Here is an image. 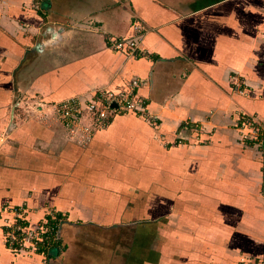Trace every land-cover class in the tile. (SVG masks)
Returning a JSON list of instances; mask_svg holds the SVG:
<instances>
[{"label": "crops", "instance_id": "obj_1", "mask_svg": "<svg viewBox=\"0 0 264 264\" xmlns=\"http://www.w3.org/2000/svg\"><path fill=\"white\" fill-rule=\"evenodd\" d=\"M135 24L143 52L114 49ZM132 77L155 121L83 145L18 107ZM239 110L264 112V0H0V264H264V135L241 141ZM13 209L63 220L45 253L5 244Z\"/></svg>", "mask_w": 264, "mask_h": 264}, {"label": "built area", "instance_id": "obj_2", "mask_svg": "<svg viewBox=\"0 0 264 264\" xmlns=\"http://www.w3.org/2000/svg\"><path fill=\"white\" fill-rule=\"evenodd\" d=\"M142 39V26L135 24L130 36L112 38V46L114 49L124 50L127 54L142 53ZM229 79L233 91L242 95L250 94L251 86L245 79L236 75H230ZM140 85L141 80L132 77L121 88L102 87L85 100L75 96L55 103L32 100L20 102L18 107L22 110L23 117L31 115L41 120H47V111L52 110L50 113H54L56 120L63 123L67 135L78 145H83L90 140L94 130L105 127L117 114L132 113L149 122L155 121L156 116L149 112L146 99L136 91ZM236 128L241 141L258 146L264 135V112L259 115L239 110ZM6 139L7 132H0V145ZM13 212L17 214L18 211L13 209ZM20 213L18 212L16 219L7 225L4 232L5 244L15 252L45 253L46 239L58 238V227L63 220L59 218L53 230L48 224L31 226L22 212ZM50 233L53 237L49 236Z\"/></svg>", "mask_w": 264, "mask_h": 264}, {"label": "rangeland", "instance_id": "obj_3", "mask_svg": "<svg viewBox=\"0 0 264 264\" xmlns=\"http://www.w3.org/2000/svg\"><path fill=\"white\" fill-rule=\"evenodd\" d=\"M52 103V102H51ZM54 103V102H53ZM135 115V114H134ZM152 123V122H151ZM155 124V123H154ZM189 128V127H188Z\"/></svg>", "mask_w": 264, "mask_h": 264}, {"label": "trees", "instance_id": "obj_4", "mask_svg": "<svg viewBox=\"0 0 264 264\" xmlns=\"http://www.w3.org/2000/svg\"><path fill=\"white\" fill-rule=\"evenodd\" d=\"M55 240H57V239H55Z\"/></svg>", "mask_w": 264, "mask_h": 264}]
</instances>
